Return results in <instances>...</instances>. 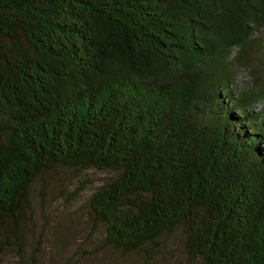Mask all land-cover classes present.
<instances>
[{
	"label": "trees",
	"instance_id": "1",
	"mask_svg": "<svg viewBox=\"0 0 264 264\" xmlns=\"http://www.w3.org/2000/svg\"><path fill=\"white\" fill-rule=\"evenodd\" d=\"M262 30L264 0H0V254L63 167L113 173L89 208L123 254L182 233L193 263L264 264Z\"/></svg>",
	"mask_w": 264,
	"mask_h": 264
},
{
	"label": "rangeland",
	"instance_id": "2",
	"mask_svg": "<svg viewBox=\"0 0 264 264\" xmlns=\"http://www.w3.org/2000/svg\"><path fill=\"white\" fill-rule=\"evenodd\" d=\"M261 65L253 59L238 71L248 69L254 75ZM254 109L264 111V100ZM112 176L108 171L63 167L39 174L31 186V206L19 244L0 254V264H34V260L36 264H196L187 253L182 233L166 240L154 258L123 254L107 244L106 230L93 220L89 200Z\"/></svg>",
	"mask_w": 264,
	"mask_h": 264
},
{
	"label": "clouds",
	"instance_id": "3",
	"mask_svg": "<svg viewBox=\"0 0 264 264\" xmlns=\"http://www.w3.org/2000/svg\"><path fill=\"white\" fill-rule=\"evenodd\" d=\"M264 31V30H262ZM260 33H254V36H259ZM229 60L233 59V57L230 55L228 57ZM255 77L248 69H242L238 72H236L234 76V88H236L239 91H247L250 89L254 84Z\"/></svg>",
	"mask_w": 264,
	"mask_h": 264
}]
</instances>
